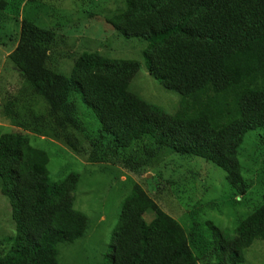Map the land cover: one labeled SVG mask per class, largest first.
Here are the masks:
<instances>
[{
  "label": "trees",
  "instance_id": "obj_1",
  "mask_svg": "<svg viewBox=\"0 0 264 264\" xmlns=\"http://www.w3.org/2000/svg\"><path fill=\"white\" fill-rule=\"evenodd\" d=\"M33 2L0 0V31L6 21L18 25L8 36L14 47L8 60L46 103L57 140L87 165H113L136 176L157 152L200 159L225 173L235 198L246 196L240 152L251 134L264 131V0H127L123 12L107 18L121 36L143 42L152 78L182 98L176 115L131 92L137 61L85 51L73 58L69 78L58 73L53 59L61 57L59 31L67 18L41 26L47 6L30 7ZM75 95L98 121L94 133L77 124ZM50 162L48 151L25 136L0 137V186L17 228L0 264H61L60 249L88 233L89 218L75 209L80 174L52 180ZM125 195L111 264H248L249 250L264 247V196L234 229L210 224L213 248L196 253L184 226L141 185L130 181Z\"/></svg>",
  "mask_w": 264,
  "mask_h": 264
},
{
  "label": "rangeland",
  "instance_id": "obj_2",
  "mask_svg": "<svg viewBox=\"0 0 264 264\" xmlns=\"http://www.w3.org/2000/svg\"><path fill=\"white\" fill-rule=\"evenodd\" d=\"M126 1L34 0L30 7L41 3L47 6L40 18L41 26L54 27L56 17L67 18L68 24L59 31L65 36V44L59 48L61 57L53 59L58 73L69 78L73 58L77 59L85 51L110 59L137 61L141 69L131 84V92L167 114L176 115L182 98L152 78L148 50L143 42L126 39L106 24L107 18L125 10ZM21 9L23 11L24 4ZM47 12L52 19L46 17ZM1 27L0 36L5 40L0 43V137L21 134L35 147L48 151L52 180L59 181L70 173L81 176L75 194V209L87 215L90 227L82 240L60 249L61 264H97L101 261L111 264L113 237L130 181L141 185L163 211L184 226L196 253L213 248L210 224L221 230L234 229L240 216L262 201L264 131L251 134L240 152L245 180L250 185L249 192L241 198L233 196L225 182V173L219 168L200 159L181 161L175 154L176 159L172 158L169 151L157 152L150 159L151 163L143 166L139 176L120 171L113 165H87L84 158L53 136L52 129L56 127L48 118L46 103L33 96L35 90L28 89L8 60L14 49L8 38L19 32L18 25L6 21ZM74 100L78 107L77 124L88 134L94 133L99 127L94 114L83 105L81 97L75 95ZM76 134L82 136L77 131ZM16 234L10 203L0 186V256L10 250L12 243L9 241ZM263 259L261 244L253 246L247 254L248 264H263Z\"/></svg>",
  "mask_w": 264,
  "mask_h": 264
}]
</instances>
